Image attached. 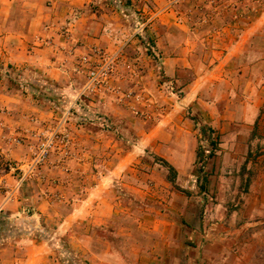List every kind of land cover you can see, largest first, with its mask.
Returning <instances> with one entry per match:
<instances>
[{
    "label": "rangeland",
    "instance_id": "obj_1",
    "mask_svg": "<svg viewBox=\"0 0 264 264\" xmlns=\"http://www.w3.org/2000/svg\"><path fill=\"white\" fill-rule=\"evenodd\" d=\"M118 12L128 17L131 40L127 44L134 42L126 46L125 69L142 62L158 77V38L171 46L173 41L180 42L187 59L191 40L195 73L186 67L177 77L181 82L192 74L204 77V96L206 91H220L205 78H211L212 68L221 61L222 36L226 38L228 32L225 28L236 30L237 20L239 25L244 21L245 31L257 25L256 42L264 46V0H122ZM173 22L179 29L172 30ZM147 81L139 87L141 98H112L115 104L104 111H89L81 104L71 110L64 126L71 132L68 143L51 152L20 184L21 210L7 213L0 206V245L35 240L55 264H112L113 246L109 244L115 245L118 238L122 254L126 252L123 247L134 242L148 250L157 245L154 253L164 254V260L144 264H264V203L253 199L255 180L263 165L258 162L261 153L252 145L255 134L249 131L248 147L227 151L224 136L217 133L222 120L210 116L222 112V98H196L181 104L174 116L165 119L167 123L159 125L174 101L162 98L158 89L161 80ZM170 90L176 91L174 87ZM82 114L87 115L86 121H78ZM158 125L161 127L156 129ZM240 125L248 129L253 122H239L233 129H240ZM105 144L107 149H101ZM212 147L213 155L207 157ZM99 159L123 163L120 175H125L131 186L133 207L126 214L115 215L116 221L112 216L105 225L96 226L91 215L77 216V210L83 208L82 194L73 191L77 178L70 165L87 162L83 175L89 177L83 189H90L93 177L108 170L98 164ZM8 168L2 164V169ZM13 172L17 183L19 171ZM14 186L5 181L0 200ZM114 186L117 191L125 188L117 181ZM173 221L180 226L181 235L172 253L175 257L168 262V250L163 246L172 241L152 239L150 230L160 222L166 227ZM125 233H130L129 241ZM15 249L19 247H8L13 256H19Z\"/></svg>",
    "mask_w": 264,
    "mask_h": 264
},
{
    "label": "crops",
    "instance_id": "obj_2",
    "mask_svg": "<svg viewBox=\"0 0 264 264\" xmlns=\"http://www.w3.org/2000/svg\"><path fill=\"white\" fill-rule=\"evenodd\" d=\"M127 22L128 17L120 14L108 0H0V162L6 183L15 184L4 192L0 206L7 213L21 210L22 196L20 185L16 186L13 175L14 166L27 160L35 151L37 135L42 129L62 122L66 108L78 96L84 84L85 76L79 70V57L94 45L117 54V61L107 88L80 97V104L84 108L89 111L108 110L115 104L112 98H118L116 94L125 98L130 93L128 98H133L139 94L141 84L145 80L148 83L150 78L156 82L157 79L161 80L158 89L161 88L165 101H174L172 109L159 125L167 123L165 119L174 116V110L179 109L181 104H189L196 98H222V112L218 116L212 113L210 116L222 120L217 133L224 136L222 139L227 144V151L248 147L246 140L249 131L257 138L252 145L261 153L258 162H263V165H259L253 199L263 204L264 46L256 42L257 25L245 31L244 21L239 25L237 20L236 30L225 28L228 32L225 33L226 38L222 36L221 61L212 68L211 78H205L208 83L219 86L220 91L219 94L206 91L204 96V77L192 74V78L186 82H181L177 77L186 67L195 73L196 67L193 71L191 66L194 55L191 40L187 59V53L180 42L173 41L171 46L158 38L157 49L161 55L158 77L153 68H148L142 62L129 64L125 69L123 61L127 59L126 46L134 43L127 44L131 40ZM174 23L172 30L179 29V24ZM128 60L136 61L130 57ZM172 86L175 92H171ZM179 91L182 94L177 95ZM243 121L253 122V125L248 129L243 125H240V129H233L234 124ZM63 123L65 126L66 122ZM159 125L156 129L161 127ZM68 134L70 136L71 132L68 131ZM6 138L17 139L19 142L7 144L4 140ZM229 139L238 141L228 143ZM101 149H107L106 144ZM99 162L100 166L105 165L108 170L93 177L90 189H83L86 186L85 179L89 177L83 175L87 162H72L70 165L77 178L76 189L73 191L82 194L83 208L77 210V216L91 215L93 225L96 226L105 225L112 216L116 221L115 215L121 212L126 214L133 207L129 190L131 186L125 175H120L123 163L116 164L111 160ZM2 164H7L9 168L2 169ZM116 181L125 188L117 191L114 186ZM83 190L86 193L83 194ZM102 215L106 218L100 217ZM166 225L167 230L164 222H160L150 233L152 239L172 241L163 246L165 251L168 250V262H172L175 257L172 253L179 246L181 229L174 221ZM125 236L129 241L130 233H125ZM117 240L115 245L109 244L114 251L110 252V256L114 255L110 260L112 264H144L146 261L164 260V254L154 253L157 245H154V250H148L142 243L134 242L130 247H123L126 252L122 254ZM21 243L0 245V264H55L35 240ZM170 245L171 249L168 248ZM8 247H19L14 253L20 252V255L13 256ZM9 251L10 255L7 254Z\"/></svg>",
    "mask_w": 264,
    "mask_h": 264
},
{
    "label": "built area",
    "instance_id": "obj_3",
    "mask_svg": "<svg viewBox=\"0 0 264 264\" xmlns=\"http://www.w3.org/2000/svg\"><path fill=\"white\" fill-rule=\"evenodd\" d=\"M117 61V54L109 53L100 46H91L89 50L79 57V70L84 74L85 80L81 92L73 99L70 106L67 108L64 118L60 124L42 129L37 135V146L35 151L30 155L29 161L19 163L14 166V169L19 171L16 186L22 184L31 173L40 165L44 164L51 152L58 148H62L69 141V134L64 128V123L71 116V110L80 108V100L82 95L92 94L99 90L105 89L108 86L111 75ZM135 94V93H134ZM130 93L125 95V98L130 97ZM118 98H122L118 96ZM133 98H141L137 93ZM80 117V118H79ZM78 121H86L87 115L79 116ZM77 118V119H78ZM101 123L107 124L105 119L96 117ZM7 144H18L17 139H4ZM5 185V178L1 170L0 162V189Z\"/></svg>",
    "mask_w": 264,
    "mask_h": 264
},
{
    "label": "trees",
    "instance_id": "obj_4",
    "mask_svg": "<svg viewBox=\"0 0 264 264\" xmlns=\"http://www.w3.org/2000/svg\"><path fill=\"white\" fill-rule=\"evenodd\" d=\"M110 2V4H112L115 8L120 9L122 6V0H108ZM213 148H211L210 152L208 153L207 157H210L213 155ZM201 160V158H199ZM203 166V164L201 165V167ZM168 169H170V171L172 172V175H175V172L172 168V166L168 165Z\"/></svg>",
    "mask_w": 264,
    "mask_h": 264
}]
</instances>
